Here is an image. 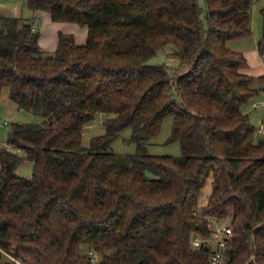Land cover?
<instances>
[{"label": "trees", "instance_id": "1", "mask_svg": "<svg viewBox=\"0 0 264 264\" xmlns=\"http://www.w3.org/2000/svg\"><path fill=\"white\" fill-rule=\"evenodd\" d=\"M254 1L28 0L87 27L82 43L60 31L48 55L34 22L1 15L0 104L9 88L40 119L12 121L0 142V264H208L221 221L220 264H264V126L250 117L264 75L228 45L252 34ZM169 43L178 66L148 63ZM97 114L105 132L86 145ZM167 116L181 155L149 151ZM125 128L137 147L120 154ZM25 159L30 177L17 172Z\"/></svg>", "mask_w": 264, "mask_h": 264}, {"label": "rangeland", "instance_id": "2", "mask_svg": "<svg viewBox=\"0 0 264 264\" xmlns=\"http://www.w3.org/2000/svg\"><path fill=\"white\" fill-rule=\"evenodd\" d=\"M202 6L206 9V0H201ZM264 7V0H256L253 2L251 7V28L252 34L249 37L241 38L237 40H232L228 45L236 50L245 51L247 49L255 48L259 38L262 36L263 32V16L262 8ZM1 15H17L22 16L28 22H34L36 27H39L42 32H48L55 28L54 24H59L54 22L49 15L37 16L36 11L28 5V0H0V17ZM46 16H49L47 20ZM62 24V23H60ZM62 29L73 30L76 35L79 37L81 30L80 26L76 23L65 22L61 25ZM83 38V41H85ZM176 46L173 43H169L160 50L157 54L149 59L148 63L150 64H167L169 66H178L179 60L175 55ZM44 54L48 55L52 53V50L49 48H43ZM187 69L184 67L181 69V73H184ZM9 88H6L3 92L1 106L0 108V123H5L0 125V142L6 143L7 138L11 129L12 121H21V122H33L38 121L40 117L35 116L33 113L18 109L16 104L11 101L9 98ZM259 105L257 108L250 109V117L252 122L256 125L259 135L260 127L264 126V91L255 97V100ZM103 116L97 114L96 118L90 122L84 134V144L88 145L90 143L91 137L94 135L102 134L105 132V126L103 125ZM173 129V117L167 116L163 122L161 131L152 137L148 141L149 151L155 154H172V155H181L182 147L179 141H170V136ZM132 129L125 128L121 131L120 135L113 142V148L117 153L128 154L136 151V143L131 141ZM21 152V151H20ZM33 171V162L29 159H25L17 168V172L21 175L30 177ZM213 190V178L211 177L208 180L207 185L204 187L201 196H200V205L207 203L209 196ZM231 222V221H228ZM227 221H221L217 224L223 226ZM101 258L100 253H94V259L97 263V260Z\"/></svg>", "mask_w": 264, "mask_h": 264}, {"label": "crops", "instance_id": "3", "mask_svg": "<svg viewBox=\"0 0 264 264\" xmlns=\"http://www.w3.org/2000/svg\"><path fill=\"white\" fill-rule=\"evenodd\" d=\"M45 14L49 15L51 18V15L46 11H36L37 16H41V15H45ZM49 16H46V18L48 17L47 20H49ZM54 22H56V21H54ZM56 23H59V24H54V25H58V26H55V28L53 30L41 33L40 44L42 45L43 48L46 47V48H49L52 51H54L58 45V38H59V32L60 31H64L67 33H73V34H75L76 39L79 43L84 42L83 38L86 37V35H87V27H80L81 33H80V36L78 37L73 30H68L65 28L62 29L61 25L65 22H56ZM60 23H62V24H60ZM244 53L246 54V56L248 58V62H249V66L245 70L246 73H249L252 75H264V56H262L259 53L258 47L256 46L255 48L253 47L251 49H247L244 51ZM0 108H2L1 105H0Z\"/></svg>", "mask_w": 264, "mask_h": 264}, {"label": "built area", "instance_id": "4", "mask_svg": "<svg viewBox=\"0 0 264 264\" xmlns=\"http://www.w3.org/2000/svg\"><path fill=\"white\" fill-rule=\"evenodd\" d=\"M259 103L255 102L253 106H258ZM0 125H4V123H0ZM263 129V126L261 127ZM213 235L211 239H209L207 245L211 246V257L208 262V264H220L222 263L224 259V250L226 247V240H225V234L226 232H231L230 224L226 223L223 226H220L217 224V222L213 225ZM203 244V241L201 238L196 237L194 239V245L195 246H201ZM209 246V247H210Z\"/></svg>", "mask_w": 264, "mask_h": 264}]
</instances>
